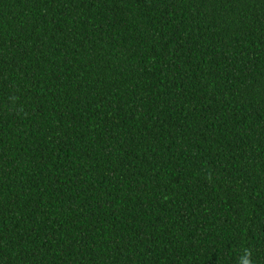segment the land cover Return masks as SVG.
<instances>
[{
	"label": "trees",
	"instance_id": "trees-1",
	"mask_svg": "<svg viewBox=\"0 0 264 264\" xmlns=\"http://www.w3.org/2000/svg\"><path fill=\"white\" fill-rule=\"evenodd\" d=\"M264 264V0H0V264Z\"/></svg>",
	"mask_w": 264,
	"mask_h": 264
},
{
	"label": "clouds",
	"instance_id": "clouds-1",
	"mask_svg": "<svg viewBox=\"0 0 264 264\" xmlns=\"http://www.w3.org/2000/svg\"><path fill=\"white\" fill-rule=\"evenodd\" d=\"M243 264H251V261L249 258H244L243 259Z\"/></svg>",
	"mask_w": 264,
	"mask_h": 264
}]
</instances>
